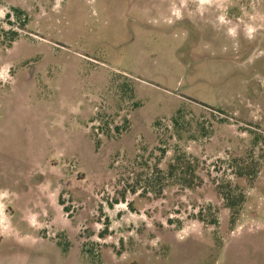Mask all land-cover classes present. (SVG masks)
Masks as SVG:
<instances>
[{
	"label": "rangeland",
	"instance_id": "1",
	"mask_svg": "<svg viewBox=\"0 0 264 264\" xmlns=\"http://www.w3.org/2000/svg\"><path fill=\"white\" fill-rule=\"evenodd\" d=\"M0 264H264V0H0Z\"/></svg>",
	"mask_w": 264,
	"mask_h": 264
},
{
	"label": "trees",
	"instance_id": "2",
	"mask_svg": "<svg viewBox=\"0 0 264 264\" xmlns=\"http://www.w3.org/2000/svg\"><path fill=\"white\" fill-rule=\"evenodd\" d=\"M194 162L191 157L184 152L175 153L174 157L168 164V171L166 172L165 177L177 179L176 181L181 182L184 187L199 185L202 179L196 172L198 163ZM252 167L251 165L241 167L238 175L244 176L246 174H250V172L253 171ZM231 186H228L227 190H224L222 186H219V189L223 199L227 202V206L232 208L237 214L240 212V206L243 202H245L246 196L238 187L232 188Z\"/></svg>",
	"mask_w": 264,
	"mask_h": 264
}]
</instances>
